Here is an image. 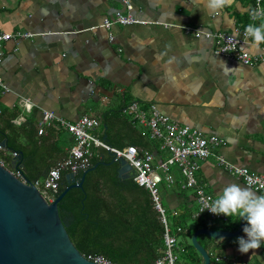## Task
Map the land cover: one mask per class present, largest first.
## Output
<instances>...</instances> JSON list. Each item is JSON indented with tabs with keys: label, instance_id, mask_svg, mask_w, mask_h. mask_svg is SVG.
Returning a JSON list of instances; mask_svg holds the SVG:
<instances>
[{
	"label": "crops",
	"instance_id": "1",
	"mask_svg": "<svg viewBox=\"0 0 264 264\" xmlns=\"http://www.w3.org/2000/svg\"><path fill=\"white\" fill-rule=\"evenodd\" d=\"M254 2L236 0L213 15L193 0H130V14L153 24L113 26L106 31L100 27L104 18L116 11L126 12L119 0H0V31L35 35L2 46L0 143L6 147L3 135L18 134L15 143L30 156L34 154L38 166L43 167L46 161L34 180L44 179L50 168L68 157L74 144L72 135L57 124L38 134L42 113L49 111L70 123L84 115L96 119L99 126L95 134L108 145L118 149L134 145L163 158L158 145L147 140L145 130L122 113L133 101L145 110L156 106L181 126L214 135L221 143L216 153L228 164L264 176V58L257 65L244 66L233 58L215 55L211 40L187 35L180 28L233 35L252 22L248 9ZM263 46L253 50L249 43L248 51L256 55ZM24 101L28 103L24 105ZM16 119L19 124L13 123ZM12 153L4 148L8 161H12ZM96 153L99 160L112 163L108 152L97 149ZM35 161H31L32 166ZM171 171L175 184L171 188L162 185L159 191L179 247L191 244V235L200 228L236 231L239 217L220 221L197 215L193 191L183 190L179 171ZM82 173L74 175L80 178ZM196 178L214 198L225 184L244 186L213 158L200 163ZM128 179L132 177L122 180ZM71 183V176L65 173L62 190ZM103 192L107 193V188ZM112 202L105 200L106 213L108 207L118 206L117 201ZM133 208V217L142 218L149 212L151 226L154 222L160 225V216L152 207L146 209L139 203ZM238 237L246 239L242 231L237 237L223 238L222 243L205 235L197 240L217 259L264 264V243L241 254ZM143 252L149 253L147 249ZM153 254L161 251L155 248Z\"/></svg>",
	"mask_w": 264,
	"mask_h": 264
},
{
	"label": "built area",
	"instance_id": "2",
	"mask_svg": "<svg viewBox=\"0 0 264 264\" xmlns=\"http://www.w3.org/2000/svg\"><path fill=\"white\" fill-rule=\"evenodd\" d=\"M262 1L255 0L253 8H263ZM119 2L126 12L116 11L113 16L104 18L100 25L101 28L110 31L113 26H146L153 24L138 20L130 14L132 9L130 0H119ZM161 25L165 28L175 27L172 24ZM245 27L243 30H236L233 35L224 32H204L191 27L180 28L187 35L211 40L214 43L213 52L215 55L233 58L244 66H254L263 60L264 46L260 53L250 54L248 51L250 41L244 36ZM34 36L31 33L21 31L10 33L0 31V60L4 55L2 50L4 43L8 41L16 43L20 39H29ZM108 39L111 42L113 41L112 34H109ZM27 103L28 101H24V105ZM122 113L130 118L133 125L145 130L147 140L158 145L159 150L165 155L163 158L157 159L150 151L139 149L134 145L122 149L108 145L95 134L99 122L86 115L78 121L70 123L57 117L52 112L43 111L39 123V135L43 133L45 127L57 124L70 133L74 140L73 147L65 160L57 162L50 168L44 179L31 181V185L39 191L47 203H51L59 193L62 173L77 174L86 171L91 167V160L94 158L96 150L102 149L112 156L113 161L123 159L133 170V182L149 192L153 208L158 212L164 228L165 253L155 264H176L177 254L175 250L178 251L180 247L177 239L172 234L159 191L162 185L171 188L175 184L176 181L171 171L173 168L177 169L182 177L180 187L183 190L193 191L197 204V215L207 216L213 220L225 221V216L213 215L207 209L201 212L205 206V201L209 197L213 199L214 197L203 189L196 178L200 163L208 159L213 158L218 166L223 167L231 175L240 179L245 187L250 188L259 195H264V176L255 175L245 168L228 164L221 155L216 153L221 143L214 135H203L196 129L181 126L162 114L154 105H150L145 110L140 108L137 102L132 101L126 105ZM13 123L19 124L20 121L16 119ZM16 157L17 153L13 152L11 163L6 160L4 148L0 144V166L23 182L22 173L13 164ZM86 258L96 264H115L101 256L90 255Z\"/></svg>",
	"mask_w": 264,
	"mask_h": 264
},
{
	"label": "trees",
	"instance_id": "3",
	"mask_svg": "<svg viewBox=\"0 0 264 264\" xmlns=\"http://www.w3.org/2000/svg\"><path fill=\"white\" fill-rule=\"evenodd\" d=\"M17 135L5 137L3 135L6 139L5 148L17 153V156L20 155L19 160L17 157L14 159L15 166L24 165L27 171L26 178L34 181L46 167V161L43 160V167L38 166L34 154L31 157L20 143H15ZM95 156L96 158L91 160V167L96 164L98 166L85 175L82 188L69 190L58 205L60 218L65 224L72 244L85 257L101 256L115 264H154L165 253L163 225L154 222L155 228L151 226L152 215L149 212L142 214L140 216L142 218L133 217L135 204L142 203L146 209L153 208L149 193L137 186L132 179L118 178L117 161L108 165L109 161L99 160L97 153ZM9 160L11 163V159ZM31 161H35L36 165L32 166ZM64 174H61V181ZM104 188H107V193L103 192ZM61 191L60 183L58 192ZM105 200L110 203L115 200L118 206L108 207L106 213ZM127 204L128 207L125 206ZM155 248H159L161 254H153ZM145 249L149 251L148 254L143 252ZM175 253L176 264H200V255L191 244L181 245ZM209 255L210 264H234L227 260H217L213 253Z\"/></svg>",
	"mask_w": 264,
	"mask_h": 264
},
{
	"label": "water",
	"instance_id": "4",
	"mask_svg": "<svg viewBox=\"0 0 264 264\" xmlns=\"http://www.w3.org/2000/svg\"><path fill=\"white\" fill-rule=\"evenodd\" d=\"M5 148V143H0ZM20 159V155L17 156ZM114 161H112L113 163ZM16 160H13L15 166ZM117 176L127 179L134 176L131 167L117 161ZM98 164L84 171L78 178L69 174L72 183L65 187L51 203L26 178V168L15 166L24 177L21 182L0 166V264H96L81 255L72 244L59 215V203L73 188H82L85 175ZM245 221L240 219L236 231H214L200 228L191 235L190 243L201 257L200 264H210L208 252L198 243L205 235L213 240L234 238L242 233Z\"/></svg>",
	"mask_w": 264,
	"mask_h": 264
},
{
	"label": "clouds",
	"instance_id": "5",
	"mask_svg": "<svg viewBox=\"0 0 264 264\" xmlns=\"http://www.w3.org/2000/svg\"><path fill=\"white\" fill-rule=\"evenodd\" d=\"M195 4L202 5L210 14L218 15L225 8L231 7L236 0H193ZM250 18L246 25L244 36L250 41L251 48L257 49L264 43V8L248 9ZM260 21V23H256ZM207 209L213 215L225 217H239L245 221L242 231L246 237H238V251L241 254L256 250L264 243V195H257L250 188L236 183L225 184L215 198L209 197L201 210ZM220 237L219 243H222Z\"/></svg>",
	"mask_w": 264,
	"mask_h": 264
}]
</instances>
